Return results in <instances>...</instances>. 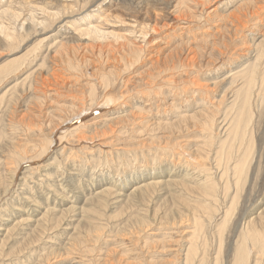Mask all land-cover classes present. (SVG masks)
Here are the masks:
<instances>
[{
  "label": "bare ground",
  "instance_id": "obj_1",
  "mask_svg": "<svg viewBox=\"0 0 264 264\" xmlns=\"http://www.w3.org/2000/svg\"><path fill=\"white\" fill-rule=\"evenodd\" d=\"M63 1L65 2H63L61 10L52 11L48 7L32 6L33 4L29 3L30 0H25L26 4L31 5L27 14H24L23 10L15 11L14 9H8L9 7H0V35L2 36L3 34L5 40L9 42L8 47L10 52H18L29 41L27 40L26 42L25 37H31L30 41L32 42L28 47L23 48L26 51L18 59L7 60L0 66V96L3 97V94L7 93L5 98L7 102L6 112L9 117L7 118L10 120H8L9 122H12L10 129L14 126L18 128V124L16 125L14 122L16 112L18 111L16 110L18 106L15 107V105L20 104L21 112L24 113L22 117L20 116L18 122L22 130L27 132L25 134L27 141H21L18 138L19 141H13L11 145H7L3 140L1 142L0 139V164L4 166L12 164L19 167L26 162L34 164L36 152H33L35 151L33 150V141L39 140L37 142L48 144L47 148L42 146L41 150H39L41 152L39 156L41 157L43 154L49 153L47 150L53 145V138L56 136L59 137L60 141V146L57 147V150L65 160L68 158L67 162L78 152L77 148L81 147V149L85 148V150H88L86 148L88 146L85 144L87 143V145L91 146L90 142L92 144L95 143L92 148H95L96 153L102 152V148L104 147L111 149L116 142L120 141L119 146L116 147V149L118 148V152L123 156L126 153L134 155L135 159H138L139 155L148 156L147 158L153 156L155 159L156 155L177 154L178 161H181L182 157L188 154L197 162L194 161V164L198 165L199 163L201 167L199 173L195 172L194 174V179L199 181H195L196 183L193 185V188L190 187L191 183L189 186H186V181L183 180L186 179V174L188 173H181L179 175L181 179L171 178V180L165 179L168 176L166 173L165 175L160 174L161 176L158 178L161 179L159 180L141 184L142 186L140 185L138 189L157 188L158 184H160V187H163L161 192H163L164 188L169 189L172 185H177L178 188L184 186L185 190L191 192L197 190L201 196L199 197V201L202 202L201 199H204V201L207 199V202H209L205 205H203L205 202L201 203L202 206L198 205V210L203 209L208 213L210 219L213 218L212 214L216 209L214 204H216L219 196L223 194L224 198L222 199L226 210L224 209L222 220L218 223L219 230L216 231L219 236V240H217L219 244H216V246L218 245L217 250L219 252H216L218 256L215 258V263H213L222 264L224 260L221 263L222 260L220 261L219 255L222 252L221 248H223V232L227 228L226 226L230 222L229 220L233 212L240 205L239 202L243 203L242 200L247 199L248 196L244 190L259 160V165L263 164L259 169L261 173L256 179H260V184L259 188H255L251 195V197L256 198L254 199L255 203L252 204L253 207L245 218L244 227L242 226L243 228L238 235L240 236L239 241L236 240L237 245H235L234 249L233 264H264V132L260 138L257 134V128H259L260 124L264 123V117L260 123L257 122L258 114L262 109L260 107L264 106V0H216L210 8L207 7L213 0H178L179 7H177L176 12L178 13L176 15H172L169 11L156 10L152 6H148L149 8H147L141 2L134 4L135 0H130L129 2L128 0H123L128 3L124 5H122L123 3L119 5V0V2L110 0V4L106 2L109 0H106L105 3L109 7L106 10L107 12H101L102 15H100L98 24L92 25L91 22H86V26H74L78 28L77 30L80 33L78 37H84V39L88 40L87 44L83 43L82 45L78 44V46L72 47L73 56H75L73 59L74 63L77 65L86 63L89 70H91L87 77H84L86 73H83L79 68L76 69L77 72L79 71L76 73L72 68L73 63L71 62H67V65L72 68V71L67 73L64 72L66 64L63 71L60 64L58 67L61 69L55 66L59 50L67 48L65 42L68 41H57V44L49 45L50 43H56V41H52V39L49 42L50 37H47V35L58 28L62 29L63 25L60 24L65 19L64 16L74 8L73 0ZM77 1L80 4L89 3V0ZM237 2L239 4L235 6ZM146 3L148 2L146 1ZM233 4H235V7L230 8L229 6ZM77 6L79 8L81 5ZM129 6H132V11H130L131 7ZM127 8L129 9L128 11L126 10ZM38 10H40V14ZM104 13L107 14L106 17H103ZM8 17H11V20H13V28L7 25L4 26L3 22H1L2 19H8ZM70 17L72 19V16ZM110 17L115 18L116 24H124L127 32L123 33L120 28H117L118 26L110 25L108 23ZM171 20H174V22ZM180 20L188 23L180 27V25L178 26ZM76 22L74 20L71 23L75 25ZM78 23L81 25V22ZM184 35H186V40ZM35 36L43 38L39 40L34 38ZM110 36H113V39ZM32 38L35 40L32 41ZM97 39H105V45L97 46L95 43ZM176 41L180 43L176 44ZM33 42L35 43L33 44ZM108 45L111 47L108 48ZM54 47L55 50L53 51ZM93 48L98 49L100 54H94L93 57L88 58L87 52ZM95 55L97 56L95 57ZM50 61L52 62L51 64L49 63ZM30 97L31 99H29ZM101 104L107 105L108 108L110 106L114 110L112 112L118 113V115L107 118L109 114L106 113L105 115L87 119L80 126L75 124L77 127H70L71 129H69L66 126L67 129H65L66 123L74 121V119L90 116L98 108L97 106ZM38 110L39 112L36 113ZM190 110H192V113ZM170 114L178 118L171 120L169 118ZM164 118L168 119L165 120ZM36 125L40 127L45 126L43 130L37 129L41 131L40 133H42L41 136L43 137L31 136V132L33 133L37 127ZM63 127L65 130L61 131L60 129H63ZM2 131L5 130L1 129ZM58 131L60 132L58 133ZM35 133L38 135L37 131ZM1 135L3 136V134ZM17 137L13 135L14 140H17ZM33 137L38 139L34 140ZM193 142H198L197 148L194 146L196 149L192 147ZM94 150H91L93 155L95 154L93 153ZM110 151L108 152L110 153ZM105 156H108V153ZM261 157L263 161H260ZM187 158L184 160L189 161ZM207 158L216 161L220 169V171L218 170V174L213 175L212 172H206L208 168L206 169L202 159ZM197 165L195 167L198 170L199 167ZM195 167L193 166V168ZM10 168L8 169L9 171L11 170ZM188 168L189 166L186 170ZM16 169L14 174L12 173L14 172L12 169L11 173L13 175L17 174ZM13 175L11 177H14ZM145 176L149 179L151 177L150 174L148 176L147 172L144 174ZM46 179L50 180L49 178ZM26 183L27 181L23 183L24 187L28 186ZM256 183L258 184L259 182L256 181ZM9 185L11 186L9 183L7 187ZM52 185L54 186L52 188L53 193H56L59 186L56 183ZM6 188L3 194L7 192ZM171 188L169 191L173 190ZM22 189L24 190L25 188L22 187ZM108 190V188L101 189L96 195L108 193ZM178 192H176V195ZM117 197L119 198V196ZM159 197L161 198V196ZM28 199L32 203V206H38L39 208H32L31 210L32 215L34 214L33 222L35 224L26 223L27 226L24 228L23 224L26 218L15 222L14 219H9L8 217L7 220L4 219L3 222L5 224L8 223V226L2 228V225H0V232L3 231L0 234L2 236L0 237V252L7 244L8 239L10 240L13 234L11 232L15 231L16 226L23 225L20 230H27V232L17 231L18 234L16 236L20 235V238L15 237L21 240V242L25 241L26 243L33 241L30 239L29 241L26 240L24 236L27 239L29 236L32 238L34 233H38V228H41L40 230L43 234L49 229L44 225L49 221L48 218L52 216L55 208L46 209L45 207L47 206L40 207L42 203L38 205L39 200L31 199V197H28ZM59 199H62L61 202L64 200L63 197ZM87 199L89 200V198ZM101 200L100 198L97 199L99 203L95 202V204H101ZM119 200L121 201V199ZM45 201L48 202V200ZM120 201H117V203ZM193 204L195 207L196 204ZM187 205L189 206L190 204L187 203ZM193 206L191 209H193V212H197L198 210H194ZM13 209L17 210V208ZM67 209V213L63 211L66 214L62 212L56 218H59L58 222L61 225L64 224L66 226L62 230L61 237H64L67 243L61 249L64 253L59 255L67 263L71 261L73 253L78 254L80 263L82 264L142 263V261L140 263L130 262L131 259L128 260V257L126 259L123 258V254V257H121L120 253H124L125 244L123 246L122 244H118L121 245V249H118L119 247L115 244L113 246V243L129 239V242L132 243L131 246H135L142 240L140 235L143 233L145 227L148 229V226H153L151 223V225L144 223V229L140 225L141 229L134 227L136 230H131V228L127 233H117L116 230V233L112 232V234L105 231V225L101 224V221L96 223V221L94 222L95 217L86 215V212L91 211L93 208L87 210L83 207L80 209V212L75 214L78 218H75L74 213L76 211L74 212V206H70ZM71 211V215L73 214L72 216L75 219H72V217L71 219L70 217L66 218L67 214ZM17 212L20 213L19 210ZM21 212L24 211L22 210ZM11 215L13 216V213ZM133 216L135 218V215ZM173 220H175L174 217ZM188 220L190 221L188 223H185V220L178 222L175 220L177 222L175 226L178 227L176 229L180 233H183L182 237H185L183 235L189 232L188 227L194 226L197 230V226H204L203 223L197 222V219H193V217L188 218ZM191 222L195 224L192 225ZM158 224H154L155 227L150 229L151 235L158 236L159 232H162V227ZM30 231L31 233L29 234L28 232ZM189 234L191 235V233ZM196 234L195 230H193V239L188 240L185 244L187 246L189 242V245L187 247L182 245L185 249L184 247L181 248V244L177 245L179 246L177 253L179 254L180 251H183V256L178 257L177 255L173 259L171 257L172 260L164 262H160L159 260V264H169L172 262L175 264V261L177 263L180 261L181 263L179 264H192L195 260L194 258L201 253L200 251L199 253L197 252L199 244L196 243ZM39 239L41 238L39 237ZM180 239L182 240V238ZM166 241L168 240L166 239ZM175 243L177 244V242ZM200 249L202 251V248ZM59 250L58 252H60ZM127 251L129 252V250ZM128 252L125 251V254H128ZM89 253H92V256L94 254L93 258H90L91 255H87ZM31 254L33 255V253ZM114 256H118L117 262L114 261ZM54 259L57 258L54 256ZM62 261L59 262L62 263ZM198 261L200 264H207L206 254L200 256ZM149 263L158 264L152 261Z\"/></svg>",
  "mask_w": 264,
  "mask_h": 264
},
{
  "label": "rangeland",
  "instance_id": "obj_2",
  "mask_svg": "<svg viewBox=\"0 0 264 264\" xmlns=\"http://www.w3.org/2000/svg\"><path fill=\"white\" fill-rule=\"evenodd\" d=\"M56 1L57 0H30L29 3L33 4L32 6L35 5V7H37V6L48 7V9L52 10V11L61 10V7L63 6V2H65V1H63V0H61L59 2L58 1L56 2ZM73 1H74L73 2L74 3L73 10L66 13V15L64 16L65 19L60 24V25H63L62 29L57 27L59 29V30L57 29L58 32H57V30L51 31V33L50 32L48 33L47 37H50L49 42H51L52 39H53L52 41H56V43H53V44L50 43L49 45H55L62 40L68 41V42H65V46L67 48H63L62 50H59L57 60H55L56 61L55 66L58 67L60 64L61 65L60 67L63 69H61L60 67H58V68H60L63 71L64 67L67 65V62H71V63H73L72 68L75 70L76 73L79 72V71L77 72V70H76L79 68L83 73H86V75L84 77H87L88 74L91 72V70H89V68H88V65L86 63L77 65L74 63V60H73L75 58V56H73L72 47L78 46V44L82 45L83 43H86V44L88 43V40L84 39V37L83 38L78 37V35L80 33L77 30L78 29L77 27L78 26H86V24H85L86 22H91L92 25L98 24L99 23L98 21H100V15H102L101 12H103V11L107 12L106 10L109 7V5H107V3H105L106 0H89L88 4H80V2H78L77 0H73ZM114 1H117V2L120 1L121 3L119 2V5H121L122 3H123L122 5L128 4L126 1L124 2L123 0H119V1L114 0ZM129 1L130 0H128V2ZM146 1L148 3H146ZM177 1L178 0H135L134 4H139V2H141L145 7L147 6V8L152 6V8H155L156 10H159V11L161 10L164 12L169 11L172 13V15H176L178 13V12H176L177 7H179V3ZM106 2H108V4H110V0L106 1ZM214 2H216V0H213L211 2V4L208 5L207 8L212 7ZM0 4H1L0 7H2V6H3V8L9 7L8 9H10V10H12V9H14L15 11L16 10H18V11L23 10L24 14L28 13L29 6H31V5L26 4L25 0H0ZM235 4H233L232 6H229V7L233 8V6ZM238 4L239 3L237 2V4L235 6H237ZM77 5H81V6H79V8H78ZM83 5H84V7H83ZM89 5H90V7H89ZM214 6H215V4H214ZM80 7H82V8H80ZM129 7H131L130 11H132L133 10L132 6H129ZM126 10L128 11L129 9L127 8ZM38 13L39 14L41 13L40 10H38ZM68 14H69V16H68ZM86 14H88V15H86ZM106 15L107 14H105L103 17H106ZM70 16H72L73 21L75 20L77 22H81V25H80V23L77 24V22L75 23V25H72L71 22H73V21H72ZM83 16H85V17L83 18ZM171 21L174 22V20H171ZM1 22H3L4 26L7 25L10 28H13V20H11V17H8V19H6V18L2 19ZM108 23L110 25L118 26L117 28H120L123 33L127 32L126 26H124V24H122V25L116 24L114 17H110ZM185 23H188V22H184L183 20L182 21L180 20V22L178 23V26L180 25V27H181L182 25H185ZM109 24H107V25H109ZM76 25H77V27H74ZM49 34H50V36H49ZM185 36L186 35H184V38H185ZM34 38L40 40L43 37L35 36ZM110 38L113 39V36H110ZM30 39H31V37H29V38L25 37L26 42H27V40H29L28 41L29 43L27 42L26 44H24L22 46V48L19 49L18 52L13 53L12 51L10 52V49L8 47L9 42L5 40L3 34H2V36L0 35V66H2L3 63H5L7 60H11L13 58L18 59V57H20L22 54H24V51H26V50L23 48H25L26 46L28 47V45H30L32 43L30 41ZM186 39L187 38H185V40ZM33 40H35V39L32 38V41ZM105 41H106L105 39H97L95 43L97 46L98 45H105L104 44ZM176 42H177L176 44L180 43L178 41H176ZM34 43L35 42H33V44ZM31 46H29V47H31ZM110 47L111 46L108 45V48H110ZM54 50H55V47L53 48V51ZM94 54H100V51L98 49L93 48V49H89V51L87 52L88 58L93 57ZM96 56L97 55H95V57ZM49 63L51 64L52 62L50 61ZM67 68H68V71H67ZM72 68L69 67V65H67L64 72L67 73L69 71H72L71 70ZM6 94H3V97L0 96V121H1L0 122V132H1V129L5 130V131H2L0 133V137H1L0 139H1V142L3 140L5 143H7V145H11V143H13V141L16 142L19 140H21V141L26 140L27 137L25 136V134L27 132L25 130H22V127L19 125V122H18L20 116L22 117V114L24 113V112H21L20 104L15 105V107L18 106V107H16V110H18V111L16 112V116H15L16 121L14 120V122L16 125L18 124V128H16L17 126H14L13 128L10 129V126L12 127V122H9L10 120L8 119L9 118L8 113L6 112V109H7L6 108L7 102L5 100V98L7 96ZM4 95H5V97H4ZM29 99H31V97ZM49 101H52V100H49ZM4 105H5V107H3ZM97 107L98 108H96L90 116L83 117L80 119H74V121H70V122L66 123L64 126L65 129H67V127L69 129H71L72 127L80 126L81 124L85 123L87 121V119L95 118L96 116H99V115H105L106 113L109 114L108 117L106 116L107 118H110L112 116L114 117L115 115L116 116L118 115V113L115 114L114 112H112L114 110H112L110 108V106L108 108L107 105L101 104ZM43 108H45V107L43 106ZM260 109L261 110H260V112L258 114V118H257V122H259V123L262 120V118L264 117V106L260 107ZM190 111L192 113V110H190ZM190 111H188V113H190ZM38 112H39V110L36 111V113H38ZM3 114H5L6 116ZM17 114H18V116H17ZM171 116L172 115L170 114L169 118H171V120H175L176 118H178V117H174V116L171 117ZM164 119L167 120L168 118H164ZM7 121L10 123V125ZM75 124H78V125L76 126ZM38 125H41V124H38ZM38 125H36L37 127L33 131V133L31 132V136L35 135V137L37 136L38 138H40L43 136H41V134H42V133H40L41 131H39L37 129L40 128L41 130H43V129H45V126L40 127ZM2 126H4V127L2 128ZM5 126H6V128H5ZM257 126H259V125H257ZM64 127H63V129H60V130L61 131L65 130ZM12 129H14V130H12ZM257 129H258L257 134H258V137L260 138V136L263 135V132H264V123L260 124L259 128H257ZM10 131H12V132H10ZM36 131L38 132V135H37V133H35ZM59 132L60 131H58V133ZM17 133H19V134H17ZM1 134H3V136ZM13 135H14V137L18 136L17 140L16 139L14 140ZM20 135H21V137H20ZM35 137H33L34 140L38 139ZM18 138H19V140H18ZM10 140H12V141H10ZM37 141H39V140L33 141V145H34L33 150H35L33 152H36V156L34 158L35 159L34 164H31L30 162H26V163L22 164L21 167H19L18 165H12L11 164L10 166L6 165L7 168L3 164H0V166H1L0 167V187H1L0 188V205H2V206H0V209H2V210H0V220H1L0 225H2L1 226L2 228L8 226L7 225L8 223L5 224L3 222L4 219L7 220V217L9 219H14V222L22 220V218H26V221L23 224L24 228H26L25 226H27L26 223L33 224L34 223L33 222V220H34L33 215L34 214L32 215L31 210H32V208H38V206L37 207L32 206V203L29 202L28 197L29 198L31 197V199L39 200L38 205L42 203L41 204L42 206H40V207L47 206V207H45L46 209L47 208H50V209L55 208V210H54V213L52 214V216L50 218H48L49 221H47L46 225H44L46 228H49L45 234H43L41 232V230H40L41 228H38L39 234L34 233V236H32V238H30L31 236H29L27 239V237L24 236L26 238V240H28V241H29V239L32 240L33 242H31V243H28V242L26 243L25 241L21 242V240L16 239V238H20L19 237L20 235L16 236L18 234V232H20V231H26L27 232V230H24V229L20 230V229H22L23 225L16 226L17 228L15 229V231L13 230V232H11V234L12 233L13 234H12L10 240L8 239V242H6L7 244L5 245V247H3V250L1 249L0 264H62V263L69 264L70 262H71L70 264H82V263H80V258L78 256V254L76 255L75 253H73L71 255L72 258H71V261H69V263H67V261H65L61 255H59L61 253H64V251L61 249H63L65 244L67 243L64 240V237H61L62 230H64L63 228H65L66 226L64 224L61 225L58 222L59 218L58 219H56V218L63 211L67 213V210H68L67 208H69L70 206L71 207L74 206V212L76 211L75 213L73 212L74 215L77 214V212H80V209H82L83 207L86 208L87 210H89V208L90 209L93 208L91 211H88V212H86L87 214L86 213L85 214L89 217H91V216L93 218L95 217L96 220L94 219V222L96 221V223L101 221L100 223L105 225V231L107 233H110V232L116 233V230H117V233L118 232H121V233L126 232L127 233L128 231H130L131 228H132L131 230H136L137 228L141 229V227H142V229H144V227H145L144 223H147L146 225L152 224L153 225L152 227H155L154 224L156 225V224L160 223L158 225L162 227V230H161L162 232H159L158 236H155L153 234L151 235L150 229H153L151 226H148L149 227L148 229H147V227H145L146 230L144 229L143 233L140 232L141 233L140 238L142 240H140L139 241L140 243L138 242L139 244L137 243L135 246H131L132 243L129 242V239L125 240V241L119 240L118 242L113 243V246L116 245L119 247L118 249H121V245H118V244H122V246H123V244H125L124 247L126 246V248H125L126 250L124 249L123 250L124 253L121 252L120 256L121 257L124 256L123 258H125V259L128 257L127 258L128 260L131 259L130 262H134V263L139 262L140 263V261H142L141 264H145V263L150 264L149 262L152 261L153 263L159 264L161 261L164 262L166 260H168V261L172 260L175 256L177 257V255H178V257H181V255L183 256L182 253H184V252L180 251V253L178 254L177 252H178L179 246H177V245L181 244V248H183L184 246H182V245H185L188 240L193 239L192 231L195 230V232L197 233L196 234V237H197L196 243L199 244V247L197 248L198 249L197 252L199 253V251H200L202 254L199 253L194 258L195 260L192 264H200V262L198 261L199 257L204 255V254H206V259L208 261L207 264L215 263V258L218 256L217 253L219 252L217 250L218 245L216 246V244H219V242H217V240H219V236H218V232H216V231L219 230L218 229V223L222 220L224 209H225L224 208V201L222 199V198H224L223 194H221L219 196V199H218L219 202L217 200L216 204H214L216 209L212 214L213 218L210 219V216L208 215V213H206L203 209L198 210V207H197L198 205L202 206V204L204 202L205 203L203 205H205L209 202H207V199H205V201H204V199L203 200L201 199L202 202H200L199 197H201V196L197 190L193 189L194 191L191 192V191L185 190L186 188L184 186L183 187L181 186L178 188L177 185H172L171 186L172 188L170 187L171 190L173 189L172 191H169L170 188L169 189L164 188L163 192H161L163 187H160V184H158V187H157L159 190L155 187L138 189V187H140L141 184H144V183L150 182V181L152 182V181L159 180V179H161V178H158L159 176H161L160 174L165 175L166 173L168 175L165 177L166 180H169V179L171 180V178L172 179H176V178L181 179L179 177V175L181 173H183V174L188 173V174H186L187 175L186 179H183V180L186 181V183H185L186 186H189L191 183L190 187L193 188V185L197 181H199L197 179H194L195 178L194 174H195V172L199 173V170H201L199 163H198V165L194 164L195 159L193 157H190L188 154H186V155H184L185 157H182L183 160L181 159V161H178L179 159L177 157V154H171V155H165L164 154V155H159V156L156 155V157H155V159L157 158L156 160L154 159L153 156L151 158H147L148 156L145 157V156H140V155H139L138 159H135L136 157H134V155L132 156L131 154L129 155L128 153H126L125 156H127V157H125L122 154H120V152H118V148L116 149V147L119 146L120 141L116 142L113 145V147H115V148L111 147V149H109L108 147L107 148L104 147V148H102V152L101 151L96 152V153H98V154H96L95 150H94L95 148H92L95 143L92 144L90 142L89 144L91 146L87 145V143L85 144L86 146H88V147H86V148H88V150L87 149L85 150V148L81 149V147H79L80 149L77 148L78 152L76 154H74L73 157L70 158L69 161L67 162L66 160H68V158H66V160H65V158L63 156H61L57 150L58 149L57 147L60 146V141H59L58 136L53 138V142H52L53 145L50 147V149L47 150L49 153L47 152L48 154H43L41 157L39 156V154H41V152L39 150H41L42 146H44V148H47L48 144L37 142ZM96 143H97V141H96ZM197 143H195V142L192 143L193 149L197 148V145H198ZM45 144H46V146H45ZM82 145H83V143H82ZM194 146L196 148H194ZM134 147H136V146H134ZM89 148H90V150H89ZM129 148H130V146H129ZM83 149H84V151H83ZM91 150L92 151L94 150V152H93V153H95L94 155L92 154ZM103 150L105 151L104 153H103ZM88 151H90V152H88ZM108 151H110V153ZM116 152L118 153V157H117ZM80 153H81V155H80ZM107 153H108L109 157L105 156V155H107ZM142 153L144 154L143 150H142ZM205 153H207V152H205ZM86 154L87 155L89 154L88 156H90V157H88ZM54 155H56V156H54ZM121 155L123 156V158ZM259 155H260V153H259ZM74 156H76V157H74ZM84 156H86V158H84ZM94 156H96V157H94ZM55 157H57L58 159L57 158L55 159ZM91 157H93V158H91ZM119 157H121V158H119ZM131 157H133V158H131ZM74 158H76V159H74ZM80 158L83 160L85 159V160L83 161ZM112 158H114V159H112ZM172 158H173V160H172ZM176 158H177V161H176ZM186 158L189 161L184 160ZM258 159H260V158H258ZM202 160H203L202 162L205 163L206 169L208 168V170H206V172H210V173L212 172L213 175H216L219 173L220 169L218 168L216 161H214V159L207 158V159H202ZM171 161H173V162H171ZM260 161H263L262 157H261ZM50 162H51V164H50ZM65 162H67V163H65ZM53 163H55V164H53ZM57 163H60L61 165L57 164ZM196 165L199 167L198 170L195 167ZM12 166L14 167V168H12L14 171L12 173L14 174L15 169L17 168L16 173L18 175L17 174L13 175L11 173L12 169L10 167H12ZM188 166H189V168L186 170V168ZM193 166L195 168H193ZM261 166H263V164L259 165V160H258V164H256V166L254 167V169L252 171V174H251L252 177L249 180V182L247 183V186L245 187V190H244L248 197L246 200L245 199L242 200L243 203L239 202L240 205L238 204L239 205L238 208L233 212V215L231 216V218L229 220L230 222L227 224V226H226L227 228H225V230L223 232V236H224V239H223L224 241H223V246H222L223 248H221L222 252L219 255L220 261L222 260L221 263L224 260V262L222 264H233V257L235 254L234 249L236 247L235 245H237V241H239V237H240L238 235L240 234L242 228L244 227L243 224L245 223V218L247 217L248 213L251 211V209L253 207L252 204L255 203L254 199H256V198L253 196L251 197V195L253 194L255 188H259L258 186L260 184V179L259 180H256V179L259 177V175L261 173L259 171ZM18 167H19V169H18ZM9 168L11 169L10 171L8 170ZM30 168H32V169H30ZM8 171L10 172V174ZM146 172L148 173V176H149V174L151 175L150 179L147 178L146 176L144 177V174ZM158 172H160V173L158 174ZM191 173H193V174H191ZM12 175L14 177H11ZM45 175H46V177H45ZM59 175H60V177H59ZM56 176H58V177H56ZM46 178H49L50 180H48ZM10 180H12V181H10ZM43 180H45V181H43ZM26 181H27L26 184L28 186L24 187L25 185L23 183ZM192 181H194V182L192 183ZM256 181L259 183L257 184ZM9 183L11 184L12 187L10 185H9V187H7V184H9ZM44 183H46V184H44ZM47 183H49L48 186H47ZM51 183L52 184L56 183L59 187L61 186L60 188L62 190L59 187H57L58 188V190L56 191L57 194L53 193L54 191L52 190V188L54 186ZM22 187L25 189L23 190ZM5 188L7 191L5 193L6 195L3 194V192L5 191ZM104 188H108L109 192L96 195V193L99 190L104 189ZM160 188H161V190H160ZM26 189L28 192L26 191ZM28 189H30V190H28ZM175 190H176V192L181 190L180 192H178V194L180 196L178 194H177L178 196L176 195ZM159 192H161L162 194L161 193H160L161 195L158 194ZM2 194H3V196H2ZM166 194L169 196L167 197ZM115 195H116V197H115ZM181 195H182V198L184 197L183 199L181 198ZM197 195H198V198H197ZM117 196H119V198ZM125 196H127V197L125 198ZM159 196H161V198ZM61 197H63V199H64L62 202H61L62 199H59ZM94 197H96V198H94ZM177 197H180L181 199L177 198ZM87 198H89V200ZM99 198L102 199L101 204L103 203V205L95 204V202H98L97 199H99ZM171 198H174V199H171ZM119 199H121V201ZM197 199H198V201H197ZM45 200H48V202ZM117 201H120L121 203L120 202L117 203ZM185 201H187V202H185ZM196 201H197V203H196ZM187 203H189L191 205V207H190V205L188 206ZM193 203L196 204L195 207L193 206L194 205ZM186 206H188V207H186ZM192 206H193L194 210H198V211L193 212V209H191ZM12 207L17 208V210H19L20 213H18L17 210L15 211ZM211 207H213V206H211ZM21 209L24 212H21L22 211ZM98 210H99V212H98ZM189 210H190V212H189ZM95 211H97V212H95ZM178 211H180V213H178ZM91 212L98 214L100 217L98 215H97L98 216L97 217L95 214L93 215V213H91ZM12 213H13V216L11 215ZM66 213H64V214H66ZM71 213H72V211L69 212V214H67L66 218L67 217H70V219H71V217H72V219L78 218L77 215H75V218H73L74 216H72L73 214L71 215ZM155 213H156V215H155ZM133 215H135V218ZM80 217H82V216H80ZM173 217L177 222L185 220V223L186 222L188 223V221H189L188 218L193 217V219H197V222L203 223L204 226H197V230H196V227H194V226L188 227L189 232L183 235L185 237H182L181 235L183 233H180L177 230L178 227L175 226V225H177V222L175 220H173ZM186 218H187V220H186ZM143 219H148V220H143ZM142 222H143V225H142ZM194 224L192 223V225H194ZM115 225H117V226L119 225V226L117 227ZM140 225H141V227H140ZM28 227L31 228V226H29V225H28ZM210 227H212V228H210ZM148 231H149V233H148ZM1 232H3V231H1ZM1 232H0V234H1ZM28 233L30 234L31 231ZM189 233H191V235ZM215 234H217V235H215ZM0 237H2V236L0 235ZM39 237L41 239H39ZM118 238L121 239L120 237H118ZM133 238L135 239V237H133ZM180 238H182V240ZM166 239L168 241H166ZM34 240H35V242H34ZM47 241H49V242H47ZM141 241H143V242H141ZM175 242H177V244ZM182 242H184V243H182ZM200 243H201V245H200ZM29 244H31V245H29ZM173 245H174V248H173ZM188 245H189V242H188ZM187 246L185 245V247H187ZM185 247H184V249H185ZM200 248H202V251ZM55 249H56V252H55ZM131 249H133V250H131ZM58 250L60 252H58ZM127 250H129V252ZM125 251L128 252V254L127 253L125 254ZM28 252L30 254L33 253V255L35 253V255L34 256L32 254L30 255ZM135 252H137V253H135ZM53 253H55V254H53ZM51 254H53V255H51ZM122 254H123V256H122ZM27 255H30V256H27ZM87 255H89V256L91 255L90 258L91 257L93 258V256H94V254L92 256V253H89ZM54 256L57 259H54ZM134 256H136V257H134ZM171 257H172V259H171ZM19 259H21V260H19ZM58 259H59V261L63 260L64 262L62 261V263H61L58 261ZM118 259H119L118 256L117 257L114 256V261L117 262ZM150 259H151V261H150ZM154 260H155V262H154ZM159 260H160V262H159ZM173 263L174 262L169 263V264H173ZM179 263H181V262L178 261V263H177V261H175V264H179Z\"/></svg>",
  "mask_w": 264,
  "mask_h": 264
}]
</instances>
